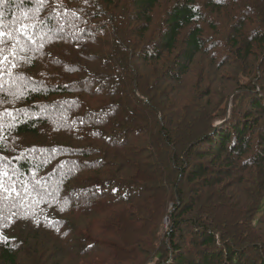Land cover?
<instances>
[{"label": "trees", "instance_id": "16d2710c", "mask_svg": "<svg viewBox=\"0 0 264 264\" xmlns=\"http://www.w3.org/2000/svg\"><path fill=\"white\" fill-rule=\"evenodd\" d=\"M249 7L0 3V264H264V35L245 30ZM223 51L238 63L219 77L227 65L206 63L194 75L215 87L198 92L194 58ZM240 92L249 107L220 117Z\"/></svg>", "mask_w": 264, "mask_h": 264}, {"label": "rangeland", "instance_id": "374dc122", "mask_svg": "<svg viewBox=\"0 0 264 264\" xmlns=\"http://www.w3.org/2000/svg\"><path fill=\"white\" fill-rule=\"evenodd\" d=\"M161 2L164 4L166 3V0H161ZM257 3L258 5V14L255 10V7L253 5H255ZM252 6H253V9H252ZM249 10L248 11V15H244V18L248 19L246 21V24H245V30H246V27L249 29L250 28V31H255V32H259V31H262V34L264 35V0H250V7H249ZM71 22V21H70ZM70 22H67L70 24ZM259 50V49H257ZM206 51V50H205ZM203 54L205 55H200L201 57H198L197 59L194 58L192 64L190 65L189 67V70L192 71L191 74H189L188 76V79H192V84L194 86H196L198 88V92H202L204 86H205V90L206 89H209V92H207V94L210 96V92H211V89L215 87L214 85V82H212L209 87L207 86L206 84V77H202L201 76H195L194 73L196 74V72H200L201 69H203L205 66L206 63H209V62H212L215 60V63L216 65L220 62L221 64L224 63V59L222 58L224 55H225V52L223 51V53H218V54H215L214 52H204ZM209 54V55H208ZM262 58L263 56L259 58V61L256 62V64L259 66L261 61H262ZM223 61V63H222ZM226 63H224V65H227L225 66V68H223L220 73L218 74V77L225 73V74H230L231 73V70L233 68V64H237V59H234V57H232L231 59H226ZM243 70H245V66L243 65ZM146 69V68H145ZM147 69H150V68H147ZM261 69L264 71V63H261ZM143 73L145 76H147L148 74L145 72V70H143ZM164 73V72H163ZM159 76V74L157 75ZM164 76V75H163ZM202 77V78H201ZM245 79L244 76H242V74H238L237 76L235 75L233 80L236 79V81L239 83L241 79ZM157 77L155 75H149V78H148V81L151 83L154 82V80H156ZM220 81V80H219ZM217 81V82H219ZM199 83L201 84V86L199 85ZM169 84L168 80L165 81V83L163 84V87H166L167 85ZM221 84L222 83H219L217 84V101L220 100V98L224 95V93L222 92L221 90ZM138 86L139 88H143L145 89L147 87V83L144 81V80H139L138 81ZM231 88H236L233 86V84H229L228 83V88L226 90V92H230L231 91ZM256 92L257 91H260V88H256L255 90ZM139 95H141L138 91H136ZM247 93H244V92H240V93H235V94H230V95H226V98L223 102H221L220 106H222L223 108H215V112H220V114L223 113L222 109L226 108V114L225 115H221L220 117H224L225 116V119H229L231 113L233 112V110L235 109H239L242 113L243 109L249 107V102L251 101V96L247 95ZM206 97V98H205ZM208 97L207 96H204V98L202 99V101H200L199 104H197L196 108H201L199 109L200 111H204V110H208L207 106L208 104H206V99ZM142 100L146 101L145 99H143L141 97ZM194 101H192L193 103ZM171 103V101H168L166 103V106L169 105ZM202 103V104H201ZM161 106V105H160ZM139 107V106H137ZM159 107L158 104L155 103V108ZM192 107V106H191ZM162 110L164 111V108H160V111L162 112ZM150 111V109H145L143 110V113L144 114H147V112ZM168 110H166V112H164V114L162 113V115H165V113H167ZM148 116V120L150 122H153L155 119H160L161 118V114L160 113H151V114H147ZM196 117L197 118V125H204V121H205V116L204 114H202L201 112H197L196 110H193L192 113L189 115V116H184L187 123L190 124L191 122V118L193 117ZM200 120V121H199ZM225 125L227 124V122L225 121L224 122ZM218 124V122H216L214 124V126H216ZM194 126V127H196ZM249 143H254V142H249ZM109 202L106 203V207L107 209H110V208H113L114 206L112 205L111 201H114V200H107ZM111 211V210H110ZM111 214V212H109ZM102 217L103 215H99L97 218L99 220H102ZM163 228L164 229H168V221L167 220H164L163 221ZM264 228H261V230H263ZM253 231H256V230H252ZM48 239V238H46ZM152 264V263H151Z\"/></svg>", "mask_w": 264, "mask_h": 264}, {"label": "snow or ice", "instance_id": "6c2138e0", "mask_svg": "<svg viewBox=\"0 0 264 264\" xmlns=\"http://www.w3.org/2000/svg\"><path fill=\"white\" fill-rule=\"evenodd\" d=\"M3 0H0V3H2ZM4 35V33L2 31H0V37H2ZM23 35H26V33H23ZM0 43H3L2 40H0Z\"/></svg>", "mask_w": 264, "mask_h": 264}]
</instances>
